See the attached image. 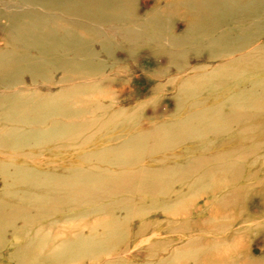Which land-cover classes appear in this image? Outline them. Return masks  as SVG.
<instances>
[{
  "label": "rangeland",
  "instance_id": "obj_1",
  "mask_svg": "<svg viewBox=\"0 0 264 264\" xmlns=\"http://www.w3.org/2000/svg\"><path fill=\"white\" fill-rule=\"evenodd\" d=\"M138 1H139L138 10L142 13L143 11L146 10V8L145 5H143V2H141L142 0H138ZM258 9L259 11L258 13H256L255 17H258V19H264L263 16L264 0H259V3L254 6V11H257ZM235 25L236 24H230L229 28L233 30L232 34H234L237 37L238 36L237 32L238 33L240 32L238 29L234 28L236 27ZM261 25L262 24L260 23V26L258 25L256 26V29L258 30L256 33L253 32L252 36L250 35L251 37L250 40L247 39L242 43V48H243L242 51L239 50L233 52L234 53L233 54L230 51L228 52L225 51L223 53L224 51L223 50L222 53L225 56L214 60H210L208 58L209 51H201V52H196L198 53L196 55L186 54L178 62L172 63L170 62V60H168L169 57L165 52L154 55L153 54L154 52L150 47L148 48V46L147 47L144 46V47L135 48L134 50L135 52L133 51L132 53V55L133 54L134 55L133 56L131 55V57L130 54H126V52L123 49L114 51L113 57H109L106 54L101 53L96 58L99 60L101 58V61L102 62L104 61L102 63V67L100 64V66H98L99 68L91 67L92 70H86V68H83L82 69L83 71H80V73L79 71H74L76 68L72 71L69 70L67 83H65L66 81L63 83L59 82L61 80L60 77H62L64 73L62 71L57 70L54 71L55 73L52 72V74H50L51 77L50 76L47 77L46 82L44 80L39 79L38 81L33 83L30 81L29 77L24 76L20 78L21 83L16 84L13 88L7 89L6 87L0 85V107H1L0 136L2 137L0 138V197H4L5 195V196H9L10 198H13L16 195L20 196L21 194L20 197H23L22 198L23 201H26L24 199V195L26 198V196H34L37 194H42L41 190L42 188H44V186L51 187L55 185L56 187L57 180L55 179L56 177L54 176H57V173L58 175H61L63 173L66 174L68 173L69 175L74 176L77 179V181L79 180V178L80 181L82 179L81 181L82 183L78 181V183H76L77 186L75 185L72 186L74 188H77L79 185H81L76 189V191L75 189H73L75 192H78L80 191V188L82 189L83 187L87 188L88 185H89L88 188H90V185H94L95 181H97V183H100L102 179H107L112 176L115 177H119L120 175L125 176L121 174L122 170H124L123 174H126V176H128V174L137 172L143 165L149 168L152 167L151 169H155L158 166L164 165L168 167V169L174 167L176 168L178 166L177 171H179V174H181L182 173L181 169L183 168H185L183 169L186 170L185 172H187L188 170H189L188 172H191L190 170L192 169V167L193 168L200 167L201 165L200 162L198 164L196 162H193L194 166H192L191 164L192 163L191 160H194L197 157L200 159L203 156L208 157L210 154H214V153H225V152H227V154L231 153L233 157L226 156L223 159H214V160L210 159L211 161L209 165L206 167L209 168L212 166V169L204 174V177H206V179L205 181L203 180V182L200 184L196 185L192 183L191 181H189L190 179L188 177L186 178L188 180L186 179H182V181L179 180L181 184L177 180L176 184L173 186L175 191L171 190L169 191L168 194H163V196L158 195V197L155 198V196L151 195L150 198H146V199H142L138 195L131 197V200L134 201L135 203L138 202L144 205H147L148 203L150 204L152 202L156 203L155 204L156 208L153 207L151 209H148V206L147 207L142 206L143 209L141 208V213H139L138 216H135L136 219L133 218L129 220L131 222L133 220L132 223L134 224L133 226H131L132 223L130 224L131 226L130 230L134 232V234H136L138 229H142V227H144L145 225H147V227H144L145 229L143 228L144 232H146L144 233V235L143 234L141 235L139 233L141 235L140 237L138 236L139 238L132 236V238L134 239L131 238L130 251L126 256L131 264L133 263L154 264V263H158L162 259L165 260L168 259L170 256H172V254H176L175 256L179 255L180 257H182V259H180L182 263L194 264V262L190 260L192 258L188 259V257L186 258L184 257L185 254L188 253L196 254L195 253L196 251L197 256H199L202 253L204 257L203 253L207 251V253H209L210 255V256L208 255L209 258H207V260L200 258L198 260L199 264H264V25L263 26ZM106 28H109L110 30L114 29V27L112 26L109 27L106 26ZM230 44L231 42L229 43V45ZM233 47L234 46H231L229 50H231ZM30 53L36 54L37 51L31 50ZM194 55L197 57H195ZM243 57L244 59L247 58L249 60L248 61L247 59L243 60L242 59ZM231 58L234 61L231 60ZM227 62L230 63V65L227 64ZM226 69H228V71ZM213 71L217 73L213 74ZM100 72L102 74H100ZM87 73L88 74L91 73L92 75L90 74L91 75L90 76ZM192 73H194V75ZM205 73H207V76ZM200 74L204 76H201ZM208 76L211 79L208 78ZM48 78L51 80V82L49 81ZM71 78L73 79L69 80ZM182 78L184 80H182ZM202 78H204L206 81ZM188 80L190 84L189 82H187ZM194 80L196 81L194 82ZM191 81L192 83L193 82L195 83V84L193 83L194 84L193 86L191 85L192 84ZM179 83L180 84L185 83L181 85L183 88L180 87ZM185 85L187 89L185 88ZM196 85L199 86L196 87ZM187 86L190 88H188ZM66 88L69 90H67ZM192 88L196 90L195 93L192 92L194 91L191 90ZM14 90L16 91V93L13 94L14 96L9 95L8 97L6 93L12 92ZM48 91L51 92L49 93ZM32 92L34 94L36 93L37 96L38 95L40 96L42 93V96L37 97ZM176 93H178V95ZM46 94H48V96ZM59 94L61 96L58 97L57 95ZM62 94L64 96H62ZM176 96L179 98H177ZM18 97H20V99L21 98L23 99L20 100ZM44 97L46 99L49 97L51 98L54 97L56 100L55 101H52L53 99L45 100ZM185 98H187V100ZM238 98L239 100H237ZM64 99L66 100V103L63 104L62 101L60 100L64 101ZM50 100L52 101V103L50 102ZM45 101H47V105ZM199 101H201L200 104H198ZM223 101L227 102L225 103L226 108H224L220 112L223 113L225 110L231 107L235 108L239 105L240 109L243 108L246 109L247 111L249 110L248 114L253 115L251 117L254 118L253 122L257 125V129L259 130L256 131V128L253 126V128L251 129L252 131L250 130L249 133H246V135L243 134L244 136H242L240 134L241 131L239 132V130H241L244 126H247L248 124L249 125L252 124L247 121L248 119H250V116H248V114H244L243 116L238 113H236L233 117V120H231L234 122L233 124L234 126L233 129L230 131L219 128L218 130L216 129L215 131L213 128L212 131L211 129H205L204 126L208 124V122L209 124L212 122L216 124V121H218L217 123L221 121L225 122V119H227L225 117L226 113L221 114L219 112L218 114H216L217 115L216 116L215 114L213 115L211 113L206 112L213 105L218 104L220 106H223V104H221V102ZM236 102H238V104ZM233 103L235 104V106ZM25 104L29 106L31 105L33 108L34 106H40L41 108L42 107L43 108L41 113L38 114H28V113L26 114V112H22V111L20 112L10 111V108L12 106H15L16 108H23V107L28 108L29 106H26ZM54 104L56 105V107L54 106ZM59 104L61 105V107L59 106ZM191 105H193L194 107H191ZM239 106L237 108H239ZM195 108H197V110ZM176 109H178L179 111ZM200 109L201 111H199ZM195 110L198 112H196ZM212 116L215 117L211 119ZM204 117L207 118L208 120L205 119ZM221 117L222 118L225 117V118L222 119ZM202 119L204 120V122ZM71 120H73L75 124L73 122L71 124L70 122ZM90 120L93 121L90 122ZM243 120L245 124L243 123ZM226 121L228 122V120ZM60 122L62 125L59 124ZM197 123L198 126H196ZM180 125L182 126L185 125L183 127H185L186 129L183 130L182 126ZM187 125L190 126H188L187 128L186 127ZM157 127L158 129L156 132L155 128ZM160 127L163 129H161ZM180 128H182V131ZM176 129L180 130L181 132L174 131ZM190 129L193 130L190 131ZM171 130L173 132H171ZM143 131L144 132L148 131L149 133L147 132L146 134L145 132V134H143ZM163 131H166L165 133L167 134V136L169 135L168 133H170V135H172L173 138L170 137L169 139L170 135L166 137ZM197 131H199V133ZM204 131L205 133H203ZM177 132L178 133L183 132L182 134H179L181 138H178L179 137L178 135L176 138V134H178ZM159 133L162 136L164 135L161 140H160L161 136H158ZM185 133H191V135L190 134L186 135ZM202 133L207 135H203ZM223 133L225 134L223 135ZM226 133L228 134L226 135ZM219 134L222 136H220ZM61 135L62 137L65 138L62 139ZM132 135H137V136H132ZM201 135L203 138L199 139L201 138L200 137ZM191 136H193L192 139L194 138V136L196 138H194V140L192 141V139H190ZM60 137L62 140L60 139ZM136 137L139 139H137ZM184 137L189 139H186ZM131 138L132 139L135 138L134 139L135 141L133 142ZM129 139H131V142L133 143L134 146H131L132 143H130ZM140 139H142L143 142H140ZM151 139H156L158 141L157 142L158 144H153V145L150 144L152 147L150 145L146 146V142L148 143V141ZM167 139H169L170 141L165 142L164 140ZM172 140L176 142L175 143L176 148L174 147V150L172 148L174 144ZM183 140L186 143L183 142ZM126 142L130 143L131 147H129V144ZM169 142H172V145L168 144ZM211 143L213 146L210 145ZM180 144H182V146ZM154 145L156 148H159L161 146L162 149L159 148L161 149V151L160 150L158 151L155 147H153ZM137 146L138 147L141 146V147L138 148ZM162 146L164 147V149H167V151L163 150ZM115 147H117L116 148L117 151ZM142 147H144V149H142ZM131 148L132 149L135 148V150L139 149L136 151L134 150L135 153L139 154V156L136 157L137 161L135 160V158L126 161V158L128 157L132 158L134 155H136ZM152 148H155L159 153H156L157 151H154L155 153L151 152L152 150H155ZM205 148L208 149L206 150ZM114 149L116 152L113 151ZM203 150H205L204 151L205 153L203 152ZM130 152L133 155H131ZM143 152L146 153L143 154ZM147 152L148 154L150 153L152 155L150 154L148 155ZM233 153H236L235 154L236 156L233 155ZM249 153H253V154L249 155ZM140 154L145 155V157ZM178 155L180 159H178ZM120 156L123 157L119 159ZM104 157L107 160L104 159ZM96 159L98 160L97 162ZM134 160L136 161V163L139 160V162H141L139 165L141 166L136 165L137 167L136 166L134 167L135 163L132 162ZM173 160L175 162H173ZM208 162L209 159H207V163ZM217 163L219 165H215ZM106 164H110V166L108 167V165L106 166ZM222 164H226V165H222ZM99 166L102 167L99 168ZM181 166L183 167L181 168ZM221 166L222 168H226L227 166H230L228 167L230 170H228V172L221 170L220 168ZM91 167H93V169H91ZM206 167H204L205 169H202V171L198 172L197 174L199 175L201 174V172L203 173V170L208 169ZM22 168H25V170H23ZM88 169H90L89 170L90 172L88 171ZM85 170L87 172H85ZM49 171L51 173H54L55 175L48 173ZM53 171H57V172H53ZM114 171L116 175H114L115 174ZM92 173H96V174L94 175ZM104 173H106V175H101ZM98 174L99 176L101 175V177L97 176ZM90 176L91 177L94 176L93 177L94 179L90 178ZM43 177L45 179H43ZM82 177L84 178L87 177L86 181ZM88 178L91 179V182L92 180L94 181L91 183L90 180H88ZM46 179L49 180L53 179V181L51 183L50 182L51 180L48 182V180ZM44 180H46L47 182L45 181L46 183L45 182L41 183V181ZM97 183H95V185H97ZM57 184L59 188V183ZM193 184L195 186L191 187ZM176 195H179V198ZM41 196L43 197L45 196L44 199L43 198L39 199V201L37 200V202H44V203L41 204L39 203L37 206L45 208L44 210L42 208L40 209L43 210L44 212L47 209L46 199L49 196L51 197L52 195L50 194L38 195L39 198ZM170 198H172L171 199L172 201H175L177 206L173 205L172 203V204H168L167 206L169 207H167L166 206L167 203H166L165 208L162 207L163 203L165 202H162L163 200L161 199H170ZM28 199L29 202L28 201L24 202V205L25 206L27 205V207H31V209H34L33 205L30 202V198ZM33 199H35L36 201L35 196ZM115 200H122V199L112 198L111 201L114 202ZM125 200H127V198L123 199L122 201ZM178 200H180L181 202L179 201L180 203H178ZM141 201H143V203ZM107 203L110 204L109 201L106 200L102 202V204L104 205H108ZM170 205H172L171 208ZM173 206L174 209L176 207H180L182 208L183 212L187 211L189 213L187 212L183 213V216H180V218H178L179 220L174 222V219H172V217H169L166 213L167 211L166 209L170 208L172 210ZM76 207L78 206H75L76 209L75 211H80L82 209V208L77 209ZM154 210L157 212H155ZM161 211H163L165 214H163V212ZM44 213L47 212L45 211ZM69 214H70L69 209H65L62 211H54L52 213L54 217L52 216V218H49L48 220L46 216L45 218H43V222L42 220H40L41 223L34 227V231L36 229L35 232L36 233L39 232L42 236L45 235V234L43 235L44 232L46 233L45 237L51 234L49 235V237L46 238L44 237L43 243L45 245H42L40 249L38 246L43 244V243L40 244L41 238H38L39 240L36 239L35 241L33 239L30 240V238H32L31 235H33L32 231L30 235L28 234L25 237H21L18 241H15L13 239V234L11 231H9L6 234L7 236L6 242L0 245V264H22L19 263L18 260H15L11 257V253L12 251H14L16 245L19 248H21L20 246H26L27 248V251L22 254L23 255L22 257L26 261L24 264H78V263L90 264L91 262L89 261L75 262L76 260L74 258H68V257L58 261L52 260L49 262L44 261V259L41 260L40 257L34 259V250H36L37 247L39 251L41 250L40 253L43 252L41 254L45 255L46 252H49L51 250L50 243L63 240L67 238V236L78 231L77 229L79 228V226L77 225L81 226L84 221L82 220L83 221L82 222L80 217L79 218L76 217V220H74V218L69 217ZM117 214L119 215L120 213L117 212ZM92 218L93 217L87 218L86 222L94 223L97 220V218L95 219ZM53 219L55 221L51 222L50 220ZM70 219L73 221L71 222ZM166 219H168L170 223ZM56 222L58 224H56ZM52 223L56 225L51 227L53 225ZM62 223L65 225L63 226ZM68 223L69 224L72 223L70 224V228ZM142 223L143 225L144 224L145 225L143 226ZM176 223L181 226L180 227L181 229L179 231L174 229L176 228ZM20 224H22V222H20ZM59 224L62 226H59ZM48 225H50L53 231L51 232L47 231ZM44 226H46V228ZM75 226L77 227V229ZM38 227L40 228V230L37 229ZM62 227H65V229H63ZM55 228L57 231L55 230ZM41 229H43V231ZM54 231L58 233L56 232L54 233ZM198 237L202 238V240H206V242L208 241L210 242L208 244H204L201 243L203 242L201 241L199 243H196V245L193 247L185 246L186 243L189 242V238L197 239ZM26 239L28 240L26 241ZM13 240L16 243L18 242V244L14 245ZM31 246L32 248L30 249ZM207 248L209 249V251ZM185 249H187V251H185ZM173 250L174 252H172ZM176 251L178 253H175ZM169 252H172V254L170 255ZM147 253L149 254L148 255L149 258L147 256ZM144 255L146 257H144ZM106 258L104 257L103 259L99 260L98 264H102V262L103 264H105L106 262L109 261V258L111 259V256L109 257L106 256ZM71 259L74 261H72ZM96 263L97 261L92 262L91 264H96Z\"/></svg>",
  "mask_w": 264,
  "mask_h": 264
},
{
  "label": "bare ground",
  "instance_id": "obj_2",
  "mask_svg": "<svg viewBox=\"0 0 264 264\" xmlns=\"http://www.w3.org/2000/svg\"><path fill=\"white\" fill-rule=\"evenodd\" d=\"M141 2H143V5H145V8H146V10L143 11L142 13L138 10V5H139L138 0H0V85H2L3 87H6L7 89L13 88L16 84L21 83L20 78L24 77V76L29 77L30 81L33 83L38 81L39 79L44 80L46 82L47 77H49V76L51 77L50 74H52V72L57 71V70L62 71L64 73L62 75V77H60L61 80L59 82L63 83L66 81L65 83H67L69 70L72 71L76 68L74 71H79V73H80V71H83L82 70L83 68H86V70H92L91 67H98V66H100V64L102 67V63L104 61L102 62L101 58H100V60L96 58L101 53L102 54L104 53L109 57H113L114 51L123 49L126 52V54H130V57H131L135 48L144 47V46H146V47L148 46V48L150 47L152 49V51L154 52L153 53L154 55L155 54H161V53L165 52L167 54V56L169 57V58L167 57L168 60H170V62H172V63L178 62L186 54L187 55H189V54H195L196 55V54H198L196 52H201V51H209L208 58L210 60H214V59L224 57L225 55H223V53L225 51H227V52L230 51L231 53L239 51V50L242 51V49H243L242 43L244 41H246L247 39L250 40V38H251L250 35L252 36L253 32H255V33L257 32L258 29H256V26L257 25L260 26V23L262 24L261 26L264 25V19H258V17H255L256 13H258L259 9L257 11H254V6L259 3V0H142ZM260 12H262V11H260ZM230 24H236L235 25L236 27H234V28L238 29L240 32V33H238L236 31L238 34L237 37L234 34H232L233 30L229 28ZM106 26L107 27L112 26V27H114V29L110 30L109 28H106ZM230 42H231V44L229 45ZM231 46H234V47L231 50H229L231 48ZM31 50H33V51L36 50L37 53L31 54L30 53ZM222 51H223V53H222ZM211 55H213V56H211ZM244 56H245V53H244ZM162 57H164V56H162ZM195 57H197V56H195ZM242 59L246 60L247 58L244 59V57H243ZM231 60H233V59L231 58ZM248 60L249 59H247V61ZM240 61H242V60H240ZM105 62H106V60H105ZM228 62H227V64L230 65V63H228ZM216 63H217V61H216ZM224 63H226V62H224ZM236 63H238V62H236ZM178 65H180V64H178ZM175 67H177V66H175ZM213 67H215V66H213ZM216 67H217V65H216ZM71 68H73V69H71ZM250 69H251V67H250ZM187 70H189V69H187ZM226 70L228 71V69H226ZM219 71H221V70H219ZM144 72H147V71H144ZM79 73H78V75H79ZM207 73H205L206 76H207ZM214 73H217V72L213 71V74ZM84 74H86V73H84ZM90 74H88V75H90ZM100 74H102V73L100 72ZM192 74L194 75V73H192ZM229 74H230V72H229ZM170 76H169V78H170ZM201 76H204V75H201ZM211 76H214V75H211ZM71 77H72V74H71ZM191 78H193V77H191ZM200 78H199V81H200ZM208 78H210V77L208 76ZM72 79L73 78H71L69 80H72ZM202 79H204V78H202ZM125 80H127V79H125ZM182 80H184V79L182 78ZM49 81L51 82L50 79H49ZM76 81H77V79H76ZM163 81H165V80H163ZM195 81L196 80H194V82ZM187 82H189V80ZM187 82H186V84H187ZM53 83H55V82H53ZM100 83H99V85H100ZM115 83H116V81H115ZM152 83H153V81H152ZM191 83H192V81H191ZM193 83L191 84L192 86L195 84V83L194 84ZM43 84H45V83H43ZM182 84H185V83H182ZM182 84H180V87H182L181 86ZM189 84H190V82H189ZM53 85H55V84H53ZM79 85H81V84H79ZM206 85H207V83H206ZM198 86L196 85V87H198ZM71 87H72V85H71ZM204 87H205V85H204ZM210 87H211V85H210ZM59 88H61V87H59ZM185 88H186V85H185ZM188 88H190V87H188ZM67 90H69V89H67ZM191 90H194V88H192ZM14 91L7 92V93L5 92V93L9 97V95H13L14 93H16V91L15 92ZM35 91H37V90H35ZM195 91L196 90H194L192 92L195 93ZM203 91H204V89H203ZM205 91H206V89H205ZM180 93H182V92H180ZM48 94H46V95L48 96ZM57 94H58V91H57ZM176 94L178 95V93H176ZM34 95L37 96L36 93ZM40 96H42V93ZM57 96L59 97L61 95L59 94ZM62 96H64V95L62 94ZM179 96H182V95H179ZM18 98L20 99V97H18ZM177 98H179V97H177ZM256 98H258V97H256ZM7 99H10V98H7ZM21 99H23V98H21ZM47 99H53L52 101L56 100L54 97H52V98L49 97ZM47 99L45 98V100H47ZM185 99L187 100V98H185ZM233 99H235V98H233ZM26 100H28V99H26ZM237 100H239V98ZM52 101L50 100L51 103H52ZM60 101H62L63 104L66 103L65 99H64V101L63 100H60ZM48 102H49V100H48ZM183 102H185V101H183ZM200 102L201 101H199L198 104H200ZM45 103L47 105V101H45ZM56 103H58V102H56ZM179 103H182V102H179ZM225 103H227V102L226 101L221 102V104H223V106H220L218 104L213 105L206 112L211 113L213 115L214 114L216 115L220 111H222L224 108H226ZM236 103L238 104V102H236ZM13 104H15V103H13ZM192 104H194V103H192ZM240 104H241V102H240ZM3 105H1V106H3ZM175 105H176V103H175ZM203 105H205V104H203ZM26 106H29V105H26ZM30 106L28 108H24V107L23 108H16L15 106H12L10 108V106H9V108H10L11 112L22 111V112H26V114L27 113L28 114L41 113L42 108H43V107L41 108L40 106H34V108L32 106L31 107ZM54 106L56 107L55 104H54ZM59 106L61 107L60 104H59ZM234 106H235V104H234ZM71 107H73V106H71ZM191 107H194V106L191 105ZM195 107H196V105H195ZM237 107H235V108L231 107V108H229L223 112V113H226L225 117L227 119H225V122L221 121L222 123L221 122L217 123L218 121H216V124H214V122L209 124V122H208V124H206L204 126V128L205 129H211V131H212V128L214 129V131L216 129L218 130V128L223 129V130L226 129L227 131L232 130L233 126H234L233 125L234 122L231 120H233L234 115L236 113H238V114L244 116V114H248V111H249V110L247 111L246 109H243V108L240 109V106H239V108H237ZM76 108H79V107H76ZM249 108H251V107H249ZM178 109H176V110H178ZM195 109L197 110V108H195ZM62 110H63V108H62ZM199 111H201V109ZM60 112H61V110H60ZM196 112H198V111H196ZM220 113L223 114L222 112H220ZM221 114H219V115H221ZM251 114H253V113H251ZM5 115H6V113H5ZM205 116H206V114H205ZM248 116H250V119H248V120L246 119V120L249 123H251L252 125L248 124L247 126H244L241 130H239V132L241 131L240 134L242 136L246 135V133H249V131L253 128V126L256 128V131L259 130V129H257V125L253 122L254 118L251 117L253 115L248 114ZM214 117L212 116L211 119ZM34 118H35V115H34ZM224 118H222V119H224ZM205 119H207V118H205ZM226 120H228V122ZM91 121H93V120H90V122ZM48 122H49V120H48ZM70 122L72 124L73 120H71ZM203 122H204V120H203ZM57 123H58V120H57ZM243 123H244V120H243ZM59 124L62 125L61 122ZM172 124H173V122H172ZM173 126H175V125H173ZM180 126H182V125H180ZM183 126H185V125H183ZM183 126H182L183 130L186 129ZM188 126H190V125H187L186 127L188 128ZM196 126H198V123ZM178 127H179V125H178ZM193 127H194V125H193ZM238 127H240V126H238ZM182 128H180L181 131H182ZM157 129H158V127L155 128L156 132H157ZM161 129H163V128H161ZM191 130H193V129H190V131ZM148 131H150V130H148ZM151 131H153V130H151ZM166 131H163V132L165 133ZM174 131L181 132L180 130H177V129ZM199 131H197V132L199 133ZM227 131H225V132H227ZM145 132L143 131V134H145ZM147 132H146V134H147ZM158 132H160V131H158ZM171 132H173V131L171 130ZM50 133H53V132H50ZM182 133L176 134V138H177V135L179 136V134H182ZM203 133H205V131ZM218 133H220V132H218ZM168 134L170 135V133H168ZM185 134L191 135V133H185ZM185 134H183V135H185ZM200 134H201V132H200ZM224 134L225 133H223V135ZM227 134L228 133H226V135ZM164 135H166V137L169 136V135L167 136L166 133ZM203 135H207V134H203ZM132 136H137V135H132ZM158 136H161L160 140L163 137L162 135H160V133L158 134ZM220 136H222V135H220ZM61 137H62V135H61ZM61 137H60V139H61ZM145 137H146V135H145ZM151 137H152V135H151ZM170 137H172V135L169 136V139H170ZM187 137H189V136H187ZM192 137L193 136H191L190 139H192ZM200 137L201 138H199V139L203 138L202 135ZM0 138H2V137L0 136ZM63 138H65V137H62V139ZM178 138H181V136H179ZM184 138H186V137H184ZM194 138H196V137L194 136ZM194 138L192 139V141L194 140ZM131 139H129L130 143H132ZM134 139L135 138L132 139L133 142L135 141ZM137 139H139V138H137ZM169 139L164 140V141L168 142V141H170ZM186 139H189V138H186ZM121 140H123V139H121ZM247 141H250V140H247ZM247 141H246V143H247ZM128 142H126V143H128ZM140 142H143L142 139H140ZM157 142L158 141L156 139H151L148 141V143L146 142V146L150 145V144L151 145L158 144ZM159 142H162V141H159ZM183 142H185V141L183 140ZM189 142H191V141H189ZM54 143H56V142H54ZM59 143H61V142H59ZM130 143H128L129 147L134 146L133 143L130 146ZM175 143L176 142H174L173 147H172L173 150H174V147L176 146ZM57 144H58V142H57ZM168 144L172 145V142H169ZM182 144H180V145L182 146ZM120 145H123V144H120ZM210 145H212V143ZM125 146H126V144H125ZM139 147H141V146H139ZM153 147H155V145ZM116 148L117 147H115V149ZM120 148H122V147H120ZM155 148H152V149H155ZM159 148H161V146ZM159 148H156V149L158 151L159 150L161 151L162 148L161 149H159ZM210 148H212V147H210ZM213 148H215V147H213ZM115 149L113 151H115ZM142 149H144V147H142ZM156 149L152 150V151L150 150V151L155 153L154 151H157ZM205 149L207 150L208 148H205ZM132 150L134 151L135 148H133ZM136 150H139V149H136ZM145 150H146V147H145ZM163 150L167 151V149H164V147H163ZM116 151H117V149H116ZM135 151H134V153H135ZM158 151L156 153H159ZM204 151L205 150H203V152ZM109 152H111V151H109ZM145 153L143 152V154H145ZM130 154H131V152H130ZM135 154L136 155H134L132 158H129V157L126 158V161L133 159V158H135V160L137 161L136 157L139 156V154L138 153H135ZM147 154H148V152H147ZM235 154L236 153H233V155H235ZM250 154H253V153H249V155ZM128 155H129V153H128ZM131 155H133V154H131ZM140 155H142V154H140ZM150 155H152V154H150ZM142 156L145 157V155H142ZM226 156H232V155H231V153L227 154V152H225V153L210 154L208 157L203 156L204 158L202 157L200 159L198 157L197 158L193 157L197 160H195V159L191 160L190 159L192 162L191 163L192 166H194L193 162H196L197 164L200 162L201 163L200 167H197L198 169L195 167L194 168L192 167V169L190 170L191 172H188L189 170L187 172H185L186 170H183V169H185V168H183V169H181V171H182L181 174H179V171H177L178 166L176 168L174 167L175 169L174 168L168 169V167L161 165L155 169H151L152 167L149 168V167H145L144 165H143L144 167L139 165L141 163V162H139V160H138L139 163L137 162L138 164L134 160L135 162L132 161L133 163H135L134 167L136 165L141 166L140 169L138 168L139 170L137 169L138 170L137 172L128 174V176H126V174H123L124 170L121 171L122 173L119 171L122 175H125V176H121V175H120L121 177L119 175H118L119 177H115V176L109 177L108 176L109 178L102 179V181L100 183H97V181H95V183H97V185H95V183H94V185H90V188H88L89 185H88V187L86 185L87 188H85V187H83V189L80 188V191H78V192H75V191L81 185H79L77 188H74L72 186H74V185L77 186L76 183H78V181L80 183H82L81 182L82 179L80 181V178H79V180L77 181V179L74 176L69 175L68 173L67 174L63 173L61 175H58V173H57V176H54V177H56L55 179L57 180L56 181V187L57 188L55 187V185H53L51 187L50 186H48V187L44 186V188H42V190H41L42 194L52 195L51 197L50 196L49 197L47 196L48 198L46 197L47 198L46 199L47 209L45 211L47 213H44L45 211L43 212V210L45 208L37 206L39 203L40 204L44 203V202H37V200L39 201V199H42V198L44 199L45 196L44 197L41 196L40 198L38 197V195H42V194L34 195L36 197V201H35V199H33L34 196H26V198H25V195H24V199L26 201L29 202L28 198H30V202L33 205L34 209H31V207H27V205L26 206L24 205V202H26V201H23V199H22L23 197H20L21 194H20V196L16 195L13 198H10L9 196H5V195H4V197H0V245L4 244L6 242V237H7L6 234L9 231L12 232L13 239L15 241H18L21 237H25L28 234L30 235V233L32 231L33 235H31L32 238H30V240L33 239L35 241L36 239L41 238L40 244L43 243L46 233L44 232L43 235L44 234L45 235L42 236L39 232H37V233L35 232L36 229L34 231V227L41 223L40 220H42V222H43V218H45L46 216H47L48 220H49V218H52V216L54 215V214L52 215V213L54 211H62L65 209H69V212H70L69 217L74 218V220H76V217L77 218L80 217L81 221L82 220L84 221V222L82 221L83 224L81 226L77 225V226H79L78 229L75 226L78 231H76L72 234L70 233L71 235L67 236L68 234L66 233L67 238L60 240L58 242L55 241L53 243H50L51 250L49 252H46L45 255L41 254L43 252L40 253L41 250L39 251L40 247L42 245H45V244L43 243L40 246H38L39 249L37 247V249L34 250V259L40 257L41 260L44 259V261L49 262L52 260L58 261V260H61V259L68 257V258H74L76 260L75 262H77V261L78 262L79 261H89L92 263V262L97 261L96 264H98L99 260L103 259L104 257L106 258V256L107 257L111 256V259L109 258V261L106 262L105 264H131L129 262V259L126 256L130 251L131 238H132V236L133 237H138V236L140 237L142 234L144 235V233H146V232H144V229H145L144 227H147V225L144 224L145 225L144 226L142 223V225L144 227H142V229H138L136 234H134V232H132L130 230L131 226H133V224H134V223H132L133 220H132V222L129 220L135 218V216H138L139 213H141L142 206H146V207L148 206V209H151L153 207L156 208L155 207L156 203L152 202L150 204L148 203L147 205L140 204L138 202L135 203L134 201L131 200V197L138 195V196H140V198L146 199V198H150L151 195L155 196V198L158 197V195L163 196V194H168L169 191H171V190L175 191L173 186L176 184L177 180L182 181V179H186L188 177L190 179L189 181H191L192 183H194L196 185L200 184L203 182V180L205 181V179H206V177H204V174L207 171H210L212 169V166L209 168L206 167L209 165V163L211 161L210 159H213V160L214 159H223ZM122 157L120 156L119 159ZM242 158H245V157H242ZM97 159H100V158H97ZM97 159H96V162L98 161ZM104 159H106V158L104 157ZM113 159H115V158H113ZM149 159H151V158H149ZM178 159H180L179 155H178ZM207 159H209L208 163H207ZM164 160H166V159H164ZM173 162H175V161L173 160ZM147 163H149V162H147ZM107 165H108V167L110 166V164H106V166ZM123 165H124V163H123ZM152 165H155V164H152ZM215 165H219V164L217 163ZM222 165H226V164H222ZM238 165H239V163H238ZM248 165H250V164H248ZM102 166H104V165H102ZM102 166H99V168ZM119 166H120V164H119ZM182 167L183 166H181V168ZM204 167L208 168L209 170L208 169L203 170V173L201 172V174L198 175L197 173L202 171V169H205ZM228 167H230V166H227L226 168H222V166H221L220 168H221V170L228 172V170H230ZM126 168H129V167H126ZM236 168H238V167H236ZM19 169H20V166H19ZM22 169L25 170V168H22ZM31 169H34V168H31ZM91 169H93V167H91ZM107 169H109V168H107ZM187 169H188V167H187ZM89 170L90 169H88V171ZM102 170H103V168H102ZM179 170H180V168H179ZM97 171H99V170H97ZM107 171H109V170H107ZM183 171L185 174L183 173ZM53 172H57V171H53ZM60 172H62V171H60ZM85 172H87V171L85 170ZM48 173H51V172L49 171ZM101 173H102V171H101ZM106 173L101 174V175H106ZM114 173H115V171H114ZM120 173H118V174H120ZM51 174L55 175L54 173H51ZM92 174L95 175L96 173H92ZM110 174H111V172H110ZM101 175L99 176V174H98L97 176L101 177ZM114 175H116V173ZM97 176H95V177H97ZM93 177L90 176V178H93ZM82 178H84V177H82ZM86 178H84L85 181H86ZM90 178H88V180H90V182H91ZM43 179H45V178L43 177ZM46 180H48V182H49L51 179L50 180L46 179ZM46 180L41 181V183L45 182ZM186 180H188V179H186ZM52 181H53V179L50 182L52 183ZM93 181L94 180H92V182ZM180 181H179V183H180ZM57 183H59V188L57 186L58 185ZM62 183H64V184H62ZM88 183H89V181H88ZM194 184L191 187L195 186ZM69 185H70V187H69ZM183 187H185V186H183ZM73 189H75V191ZM18 195H19V193H18ZM176 196L179 198V195H176ZM37 197H38V199H37ZM112 198L113 199L119 198L122 200L127 198V200H125V201L115 200L113 202V201H111ZM186 198H188V197H186ZM171 199L172 198L161 199V200H163L162 202H165V203H163L162 207L165 208L166 203H167L166 206L168 204H172V203H173V205H176L175 201H172ZM105 200L109 201L110 204H108V203H107L108 205L102 204V202H104ZM180 200H178V203L181 202ZM35 202H36V205H35ZM141 202L143 203V201H141ZM75 206H78V207H76L77 209L78 208L79 209L82 208V209L80 211H75L76 210ZM167 207H169V206H167ZM171 207H172V205H170V208ZM41 208L43 210H40ZM169 209H166L167 211L166 210L165 211L169 217H172V219H174V222L178 221L179 220L178 218H180V216H183V213L187 212V211L183 212L182 208H180V207H176L174 209V206H173L172 210L171 209L169 210ZM162 210H164V209H162ZM117 212H119L120 214L118 215ZM149 212H148V215H149ZM155 212H157V211H155ZM161 212H163V211H161ZM59 213H62V212H59ZM59 213H58V215H59ZM187 213H189V212H187ZM163 214H165V213L163 212ZM65 217H67V216H65ZM90 217H93L92 219L97 218V220L94 223L86 222L87 218H90ZM166 220L169 222L168 219H166ZM50 221L54 222L55 220L53 219ZM58 221H59V219H58ZM72 221L73 220H71V222ZM20 222H22V224H20ZM57 222H56V224H58ZM131 223H132V225L130 226ZM52 224L53 225L51 227L56 225L54 223H52ZM70 224H72V223H70ZM70 224H69V228H70ZM64 225L65 224H63V226ZM59 226H62V225L59 224ZM169 226H171V225H169ZM39 227L37 229L40 230ZM44 227L46 228V226H44ZM49 227H50V225H48L47 231H49V232L53 231V229L50 227V229H52V230H50ZM180 227L181 226L176 223V228H174V229L179 231L181 229ZM62 228L65 229V227H62ZM43 229H41V230L43 231ZM55 230H56V228H55ZM66 230H64V231H66ZM176 230H174V231H176ZM56 231H54V233ZM56 233H58V232H56ZM59 233H60V231H59ZM172 234H170V235H172ZM49 235H51V234H49ZM49 235L46 237H49ZM55 235H58V234H55ZM55 235H52V236H55ZM62 238H63V236H62ZM59 239H61V238H59ZM132 239H134V238H132ZM27 240L28 239H26V241ZM15 241L13 242L14 245L18 244V242L16 243ZM201 241H203V242H201ZM199 242L204 243V244H208L210 241L206 242V240H202V238H200V237H198L197 239H194V238L190 239L189 238V242L186 243L185 246L186 247H190V246L193 247L196 245V243H199ZM184 243H182V244H184ZM140 245H142V244H140ZM20 247L21 248H19L16 245L14 251H12V253H11V257L15 260H18L19 263L24 264L26 261L22 257L23 256L22 254L27 251V248H26V246H20ZM31 248H32V246L30 247V249ZM177 249H179V248H177ZM185 251H187V249H185ZM208 251H209V249H208ZM166 252H168V251H166ZM172 252H174V250ZM172 252H169V254L171 255ZM175 253H178V252L176 251ZM195 253L196 254H191V253L185 254L184 257L185 258L188 257V259L192 258L190 260H192L194 262V264H199L198 260L200 258H203L204 260H207V258H209L208 257L209 253H207V251H205L203 253L204 257L202 255V253L199 256H197L196 251H195ZM148 255L149 254L147 253V256ZM175 255L176 254H172V256H170L168 259H166V260L162 259L158 263H154V264H185V263H182L180 261V259H182V257H180L179 255H177V256H175ZM73 256H75V257H73ZM144 257H146V256L144 255ZM166 257H168V256H166ZM148 258H149V256H148ZM106 259H108V258H106ZM72 261H74V260H72ZM78 264H80V263H78ZM102 264H103V262H102Z\"/></svg>",
  "mask_w": 264,
  "mask_h": 264
}]
</instances>
